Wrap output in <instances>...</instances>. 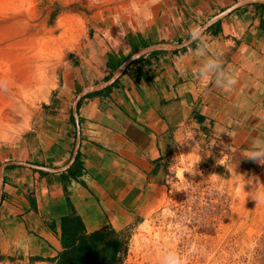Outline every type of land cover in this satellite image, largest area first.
Wrapping results in <instances>:
<instances>
[{
	"label": "crops",
	"instance_id": "obj_1",
	"mask_svg": "<svg viewBox=\"0 0 264 264\" xmlns=\"http://www.w3.org/2000/svg\"><path fill=\"white\" fill-rule=\"evenodd\" d=\"M112 1L89 21L83 51L65 62L26 135L0 143V259L47 262L62 248L61 217L71 210L91 230L129 227L163 197L168 140L186 123L264 151V3L220 18L199 45L143 52L186 41L239 0ZM139 52L111 84L78 98ZM208 59L236 76L233 90L219 89L214 72L205 88ZM78 155L83 171L67 182Z\"/></svg>",
	"mask_w": 264,
	"mask_h": 264
},
{
	"label": "rangeland",
	"instance_id": "obj_2",
	"mask_svg": "<svg viewBox=\"0 0 264 264\" xmlns=\"http://www.w3.org/2000/svg\"><path fill=\"white\" fill-rule=\"evenodd\" d=\"M112 3L0 0V143L26 135L65 62L83 51L89 21ZM225 137L187 123L170 137L160 175L165 193L129 222L120 264H162L173 251L189 264H264V203L253 198L264 191V164ZM189 166L177 181L175 170ZM10 259L0 264H52Z\"/></svg>",
	"mask_w": 264,
	"mask_h": 264
},
{
	"label": "trees",
	"instance_id": "obj_3",
	"mask_svg": "<svg viewBox=\"0 0 264 264\" xmlns=\"http://www.w3.org/2000/svg\"><path fill=\"white\" fill-rule=\"evenodd\" d=\"M82 171L78 155L72 166L63 172L65 181L80 176ZM59 240L61 250L47 258L52 264H120L129 248V227L119 230L109 223L91 230L83 216L71 210L61 217Z\"/></svg>",
	"mask_w": 264,
	"mask_h": 264
},
{
	"label": "clouds",
	"instance_id": "obj_4",
	"mask_svg": "<svg viewBox=\"0 0 264 264\" xmlns=\"http://www.w3.org/2000/svg\"><path fill=\"white\" fill-rule=\"evenodd\" d=\"M190 37L194 39V42L198 45L202 42L203 34L200 32L198 28H194L190 32ZM199 50V49H198ZM209 72L215 73V83L216 86L223 90V91H231L235 88L236 84L238 83V80L236 76L231 72H226L223 70V62L218 59H208L205 64L203 65V68L200 70V77L201 79L205 80V88L207 87V83H212V77L208 75ZM261 143H264V141H261ZM247 159L256 161L258 163L264 164V151H250L247 155ZM191 166L189 167H180L175 170V175L177 178V181H181L184 179V173L189 172ZM170 171L172 169L170 168ZM245 185L241 184L236 189V195L240 196L242 188H244ZM257 203H264V191H258L255 196L253 197ZM195 244H193L192 250L195 251ZM24 251H27L28 249L25 247L23 249ZM162 264H189L188 258L185 255L184 257H181L176 252H167L166 255L163 258Z\"/></svg>",
	"mask_w": 264,
	"mask_h": 264
},
{
	"label": "water",
	"instance_id": "obj_5",
	"mask_svg": "<svg viewBox=\"0 0 264 264\" xmlns=\"http://www.w3.org/2000/svg\"><path fill=\"white\" fill-rule=\"evenodd\" d=\"M252 2H262L264 3V0H239L237 1L236 3H234L232 6H230L229 8L225 9L224 11H222L221 13L219 14H216L215 16H213L212 18H210L208 21H206L200 28V32L201 33H204L206 31V29L212 25L214 22H216L217 20H219L220 18L226 16L227 14L231 13L233 10L239 8L240 6L242 5H245L247 3H252ZM194 42V39L193 38H189L187 39L186 41L182 42V43H179V44H159V45H155V46H150V47H147L144 51H152V50H155V49H158V48H180V47H184V46H187L191 43ZM142 52H139L137 54H135L134 56L130 57V59H128V61L119 69V71L117 72V74L112 78L110 79L109 81H107L106 83L104 84H101V85H95V86H91V87H88L86 89H84L83 91L80 92L78 98L92 92V91H96L104 86H107L109 84H111L121 73L122 71L124 70V68L126 67V65L128 63H130L133 59H135L136 57H138L139 55H141ZM5 168V164L2 166L1 168V173L3 172Z\"/></svg>",
	"mask_w": 264,
	"mask_h": 264
},
{
	"label": "built area",
	"instance_id": "obj_6",
	"mask_svg": "<svg viewBox=\"0 0 264 264\" xmlns=\"http://www.w3.org/2000/svg\"><path fill=\"white\" fill-rule=\"evenodd\" d=\"M5 260H3V259H0V263H3Z\"/></svg>",
	"mask_w": 264,
	"mask_h": 264
},
{
	"label": "bare ground",
	"instance_id": "obj_7",
	"mask_svg": "<svg viewBox=\"0 0 264 264\" xmlns=\"http://www.w3.org/2000/svg\"><path fill=\"white\" fill-rule=\"evenodd\" d=\"M3 124H5V123H3Z\"/></svg>",
	"mask_w": 264,
	"mask_h": 264
}]
</instances>
